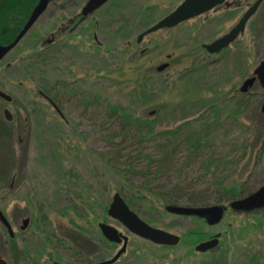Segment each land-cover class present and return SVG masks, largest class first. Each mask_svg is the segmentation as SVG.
Segmentation results:
<instances>
[{
    "label": "rangeland",
    "instance_id": "374dc122",
    "mask_svg": "<svg viewBox=\"0 0 264 264\" xmlns=\"http://www.w3.org/2000/svg\"><path fill=\"white\" fill-rule=\"evenodd\" d=\"M86 1L57 0V7L50 5L45 19L41 17L0 62V90L12 98L11 103L0 100V128L7 131L0 134V178L17 175L22 184L14 194L7 184L0 187V207L17 225L31 217L35 224L30 222L27 234L20 238L28 253L30 248L32 253L36 250L39 261L55 246L65 260H83L86 256L80 254L88 248L79 245L78 230L91 231L96 218L112 223L107 209L113 195L120 193L129 202L127 196L137 191L132 186H138L141 198L129 204L130 208L153 226L178 232L206 220L167 210L168 206H185V194L200 197L206 206L225 207L221 218L231 220L237 210L227 206L230 200L218 186L221 180L223 186L230 180L236 185L245 181L246 193L264 182V160L260 166L243 161L238 167L228 164L223 171L221 165L206 171L199 156L186 164L187 151L179 148L172 165L162 173L155 171V163H148V156L160 155L155 139L142 146L135 139L127 140L117 155L104 138L119 130V120L107 117L108 103L122 105L134 116L153 119L150 136L186 120L213 116L209 110L216 107L221 117L218 128L230 137L210 141L214 147L202 153L203 161L212 155L227 159L264 151V117L259 110L263 92L257 85L246 94L239 89L264 55V2L238 40L210 55L201 43L227 32L248 7L245 0L231 4L229 12L225 10L216 18L211 15L205 22L201 17L178 28L160 29L140 42L137 35L181 0H111L71 30L68 20L80 14ZM197 22L198 31L189 36L190 25ZM35 33L39 40L55 34L53 51L46 54V47L41 51L31 40ZM6 63L10 64L7 68ZM161 63L169 65L159 72ZM56 82H62L60 90L64 86L70 91L61 93L59 100L65 123L39 95L44 84L50 88ZM238 103L245 108L236 124L229 114ZM4 108L10 111L11 122L5 120ZM236 130L245 137L237 138ZM126 165L144 173L131 174ZM176 196L181 200L177 204L164 199ZM1 245L0 239V251ZM221 255L217 254L218 264L225 261ZM208 260L200 256L199 264H208ZM25 263L29 262L23 257Z\"/></svg>",
    "mask_w": 264,
    "mask_h": 264
},
{
    "label": "flooded vegetation",
    "instance_id": "af4514ba",
    "mask_svg": "<svg viewBox=\"0 0 264 264\" xmlns=\"http://www.w3.org/2000/svg\"><path fill=\"white\" fill-rule=\"evenodd\" d=\"M29 1L30 0H28V2ZM56 1L57 0H47L48 3L45 9L41 12L40 16L37 19H35L32 25H30V27L25 32L24 36L20 39V41L17 44L14 45L13 48L17 47L20 44V42L27 36V33H29L30 30L34 26L37 25L41 17L45 19L44 17L46 15L45 12L47 11L48 7H50V5L54 4V6L57 7ZM110 1L111 0H109L108 2ZM182 1L183 0H181L179 3H181ZM242 1L243 0H225L221 4H218L217 6H214L213 8H211L209 11L201 13L198 16L189 18V20L183 21L179 24L180 25L185 24V23L190 22L191 20H198L201 17H203L204 19L202 21L205 22L209 19L211 15H214V18H216L218 14H221V13L223 14L225 10L229 12V10H231V4L233 5L238 4L239 2L241 3ZM254 1L255 0H245V2H247L248 4V7L246 8V10L253 5ZM31 2L35 4H38V3L40 4L41 0H31ZM263 2L264 0L255 10L253 15H255L259 7L263 5ZM29 4L30 2L28 3V5ZM177 6L178 5H176L175 8ZM237 6L239 5H235V7ZM175 8H173L172 10H174ZM172 10H170L169 12H171ZM33 14L34 12L32 13V15ZM32 15L30 16V18L32 17ZM253 15L249 19H251ZM89 16L90 15L82 17L81 12H80V14H77V15L75 14L74 16H72V18H70L67 23L70 24V29L72 30L73 28H78L80 24ZM240 18L233 25H235L240 20ZM43 24H44L45 29H47L46 21ZM180 25H176L171 28H175V27L178 28ZM233 25L227 32H229L233 28ZM198 26H199L198 22L195 25H190L191 34L189 36H192L194 33L198 31L199 29ZM246 26H245V29H246ZM241 35L243 34L238 35V37L233 42L238 40ZM221 36L215 39H212V41L220 38ZM36 37L37 35L35 33V36H31L32 39L31 38L30 39L34 40L35 41L34 43L41 47V51L45 49L44 47H46L47 49V50L45 49L46 54L50 53V50L53 51V49L55 48V43H54L56 39L55 34H52L47 39L43 38L41 40H39V38H36ZM212 41L209 43H201L200 45V47L203 48L210 55H212L213 53L212 54L209 53L207 49L205 48V45L211 44ZM231 44H229L227 48ZM223 50L219 52H214V53L217 54V53L222 52ZM263 58H264V55L261 59L258 60V62L256 63V66H254V68L252 69L251 74L245 77L246 79L253 76L254 70L259 65V63L263 60ZM3 59H1L0 62ZM8 66H10V64L6 63L5 67L7 68ZM246 79H244L243 82ZM256 85L259 86V88L262 90L263 92L262 99H263L264 98V84L262 83L261 79L257 77V75H256V80L253 82L252 86L248 87V90L242 93L244 94L248 93L251 90V88H253ZM49 87L50 88L48 89L50 91H48L47 95L43 94L42 92H39V95L47 99L51 107L54 109L55 114H57L59 119L65 123L66 121H64L63 119L64 114L62 111L63 110L62 104L60 103L59 100L61 99V96H63V95H60L61 93H65L66 91L70 92V91L67 87H64V86L62 87L63 89L65 88V90L63 89L60 90L59 83L57 82L54 84H50ZM1 99L4 100L3 98H0V100ZM4 101L7 102L6 100ZM11 102H12V98H11V101L7 103H11ZM4 109H7V108H4ZM259 110L261 109L259 108ZM3 115H4V111H3ZM5 120L8 122H11L12 121L11 115H10V119L5 118ZM0 132H1L0 134H3L4 132L6 133L7 131L5 130L4 127H2L0 128ZM263 140H264V137H263ZM262 144H263L262 146H264V142H262ZM225 158H224V162L226 164L225 169L228 168V164H233L235 167H238L239 163L243 161L247 163L251 162L252 167L260 166L261 161L264 160V151L259 150V152L256 154H245L244 153L238 156L234 155L232 156V158L229 156L227 159ZM10 164L12 163L10 162ZM220 170L223 171L224 169H220ZM19 178L20 176H17V175L16 176L8 175L5 178L4 177L0 178V187L5 186V184H7L8 186H6V188H8V190L12 189L11 193L14 194L16 190H19L22 188V184L20 183ZM245 184H246L245 181H240L239 185L236 186V191L240 194V197H235L234 199H230L227 205L229 208L231 207L230 203L232 202V200H240V198L249 196L251 193H254L257 190H259L264 185V182H262L261 185L258 186L256 189H253L251 192H248V193H246V191L244 192V189L246 187ZM222 210L224 211L225 207L222 206ZM236 210L237 211H236L235 219H231V220L225 219L224 220L223 218H221L222 216H220L221 218L220 221L211 222L209 221V216H204V218L206 219L205 222L199 223L196 227H188L178 232L173 231L168 227L161 228V227L156 226L157 228L163 231L170 232L179 237L176 242L168 243V244L155 243L148 238H143L137 234L135 235L131 233L129 230H127L125 226H123L120 222H118L114 218L111 219L112 223H109L108 220H103L102 222H99L98 219L96 218L94 223H92L91 231L83 227H80L77 233V235L80 236L79 239H81V242L79 245L81 247L88 248L87 252L84 251L83 254H80L81 257L86 256L85 258H83V260H80V261L65 260L64 257H62V254L58 252L57 248L59 247L55 246L56 248L53 247L51 251L46 254L44 261L43 259L39 261L38 259L39 255L37 254L36 250H34V252L32 253V248L29 247L30 251L28 253V250L22 247V244L25 242V240H22V238H20L21 235L25 237V235L27 234L29 230L28 226L31 222V217H28L29 221L25 225V227H23L24 219L21 220L20 225L19 224L17 225L16 222L11 223L9 218L6 217V213L4 212V210L0 207V211L3 214V216L6 217L9 223V226L11 228V231H12L11 233L9 229L4 226L2 220L0 219V239L2 240V245H1L2 250L0 251V258L5 260L6 264H12L13 261H15L17 264H23V257L25 259H28V262H29L25 264H98V263H103L105 261H108L114 258L115 254L125 246L124 251L120 253L117 259H115L114 262L107 263V264H199L200 256L209 257L208 264H218L221 260L217 258L218 257L217 254L223 255V256L221 255L223 260H225L223 264H264V203L258 206L251 207L250 209L241 208V209H236ZM239 211H243V212L239 213ZM146 222L150 224L151 226H153L148 221ZM31 223L33 225L35 224L34 222H31ZM102 223H107L108 225L112 226L113 228L115 227L117 229L118 233H120L119 242L110 241L105 236H103V234L100 231V224ZM218 223H221V225L218 229H215L214 226H216V224ZM203 226L204 228L205 227L206 228L204 229ZM153 227L156 228L155 226ZM213 238H216L218 240V243L216 245L204 251H201V250L198 251L196 249V247L201 242H207ZM101 243H103L104 248H102ZM55 249H57L58 259H55L54 257ZM102 249L104 250L102 251ZM216 261H219V262H216Z\"/></svg>",
    "mask_w": 264,
    "mask_h": 264
},
{
    "label": "trees",
    "instance_id": "16d2710c",
    "mask_svg": "<svg viewBox=\"0 0 264 264\" xmlns=\"http://www.w3.org/2000/svg\"><path fill=\"white\" fill-rule=\"evenodd\" d=\"M30 4L28 5V3ZM0 0V45L8 46L10 45L20 31L27 25L30 16L32 13L39 7V3L35 4L31 2V0ZM62 82H59V85ZM44 90L40 91L43 94H48L47 84L43 85ZM234 99V98H233ZM235 100V99H234ZM107 117L109 120H119V130L111 131L104 137L106 138L108 144H110V148L114 150V153L117 155L121 150V146L124 145L127 140L135 139L138 145L142 146L144 141H151V139H155V146L160 151L159 157H149V165L154 164L155 171L164 172L165 169L169 168L174 161V154H176L179 148L186 149L188 156L187 163L191 160H196L198 157V161L201 162L202 169L209 171L211 167H218L221 165L222 168L225 169L226 164L224 158L209 156L207 160L203 161V154L209 151L214 147V144H210L213 141L223 140L224 137H230L229 132H224L223 129L218 128L220 126V114L218 113V109L216 107H211L209 113L213 114V116H209L206 114L205 116H199L194 118V120H186L183 123H180L178 126L173 129H165L163 131H159L153 136H150V132L154 123V120H150L149 118L137 117L131 114L128 108L123 107L122 105H114L107 104ZM244 105H240L239 103L236 106H233L231 109V113L229 117L231 121H234L237 124V116L243 112ZM217 126V128H216ZM211 127H214L211 129ZM202 128V129H201ZM249 128V127H248ZM240 130L243 129V126L239 127ZM254 131V129H252ZM264 130V129H262ZM261 130V131H262ZM256 133V131H254ZM263 132V131H262ZM236 137L243 138L245 135L242 131L236 130ZM262 137H264V133H262ZM211 141V142H210ZM247 145H245V148ZM244 148V150H245ZM244 150L242 152L244 153ZM186 156V157H187ZM127 166V165H126ZM127 169L133 173H141L144 172ZM222 179V178H221ZM220 179V180H221ZM225 181L223 179L219 183L221 189H223L222 193H224L226 200L234 199L235 197H240V194L236 191V186L231 180L228 185L223 186ZM136 189L137 191L133 193V196H127L128 204H133L137 202L135 199L141 198V192L138 190V186H132L131 188ZM176 187V186H174ZM185 206L190 207H198V206H206L207 202L202 200L200 197H196L191 193L185 194ZM169 201V203L177 204L181 202L180 198L176 196L164 198ZM220 201V200H219ZM222 201V199H221Z\"/></svg>",
    "mask_w": 264,
    "mask_h": 264
},
{
    "label": "water",
    "instance_id": "95a60500",
    "mask_svg": "<svg viewBox=\"0 0 264 264\" xmlns=\"http://www.w3.org/2000/svg\"><path fill=\"white\" fill-rule=\"evenodd\" d=\"M107 1L109 0H87L80 10L81 16L83 17L93 14L95 10L102 7ZM224 1L225 0H183L181 3L178 4V6L174 10L169 12L167 15L161 17V19H159L157 22L149 25L146 29H144V31L139 33L137 35L136 41L140 42L144 36L156 32L160 29H169L171 27L179 25V23L189 20V18H192L194 16H198L201 13L207 12L214 6H217L218 4H221ZM262 1L263 0H255L253 2V5L243 13V16L235 25H233V28L229 32L223 34L220 38L212 41L211 44L205 45L207 51L211 54L214 52H219L223 50V48H226L229 44L233 43V41L238 37V35L243 34L246 22L253 15V13ZM47 3V0H41L39 7L34 11V14L30 18V21L20 31V33L10 45H0V60L6 55L10 48L13 47V45L17 44L20 41L27 29L30 27V25H32L35 19H37L40 16L41 12L45 9ZM167 65V63L160 64V66L157 67V71L164 69L165 67H167ZM256 75L258 78L261 79L262 83L264 84V58L254 70L253 76L247 78L241 84V86L239 87L241 92H246V90H248V87L252 86L253 82L256 80ZM0 98H3L4 100H7L9 102L11 101L10 95H8L2 90H0ZM260 109L264 115V100L261 104ZM3 111L4 116L7 119H10L9 110L4 109ZM262 203H264V185L256 192L251 193L249 196L240 198V200H232L230 206L235 209H250L251 207L261 205ZM167 209L176 214L178 213L183 215L209 216V221L211 222L219 221L222 213V208L216 205H209V207H185L177 205L169 206L167 207ZM107 212L112 219H116L131 233L135 235L137 234L143 238H148L155 243H174L179 238L178 236L170 232L163 231L157 227L154 228L147 222L143 221L136 211L130 209L127 202L121 197L120 193H115L113 195L111 204L109 205ZM0 219L2 220L4 226L8 228L9 231L12 233L9 223L6 217L3 216L1 211ZM28 221L29 218L23 220V227H25ZM100 231L103 236H105L108 240L113 242L120 241V233H118L115 227L113 228L107 223H102L100 224ZM217 243L218 240L216 238H213L210 239V241L201 242L196 247V249L198 251H204L216 245ZM124 247L115 254L114 258L98 264H107L114 262L115 259H117V257L120 255V253L124 251ZM0 264H6L5 260L0 258Z\"/></svg>",
    "mask_w": 264,
    "mask_h": 264
}]
</instances>
